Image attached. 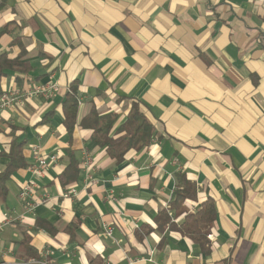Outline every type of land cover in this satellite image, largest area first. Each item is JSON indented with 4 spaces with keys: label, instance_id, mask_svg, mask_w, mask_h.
I'll return each mask as SVG.
<instances>
[{
    "label": "crops",
    "instance_id": "crops-1",
    "mask_svg": "<svg viewBox=\"0 0 264 264\" xmlns=\"http://www.w3.org/2000/svg\"><path fill=\"white\" fill-rule=\"evenodd\" d=\"M3 27L0 54L26 50L31 71L21 85L8 72L0 94L51 84L59 91L0 111V173L15 140L28 164L0 197L1 262L264 264V0H6ZM72 84L79 106L70 136L62 105ZM135 102L154 139L117 164L79 124L95 106L118 115L115 133ZM70 146L80 173L64 187ZM36 149L48 167L33 202L47 196L26 212L19 193L33 179ZM179 173L197 186L190 212L215 202L209 254L157 229ZM70 188L75 195L64 197ZM143 227L153 231L141 238Z\"/></svg>",
    "mask_w": 264,
    "mask_h": 264
},
{
    "label": "trees",
    "instance_id": "trees-1",
    "mask_svg": "<svg viewBox=\"0 0 264 264\" xmlns=\"http://www.w3.org/2000/svg\"><path fill=\"white\" fill-rule=\"evenodd\" d=\"M6 4V0H0V10ZM8 31L7 27L0 28V38ZM19 43V41H15ZM26 54L23 51L15 58L9 57L6 53L0 54V83L7 73L12 71L15 74V80L18 85L23 84L28 79L31 67L29 64L22 62V56ZM72 93L65 97L62 105L63 124L72 136L77 124V112L79 101L77 99V88L73 84ZM140 104L135 102L129 111L126 120L118 127L115 133L112 132L113 127L117 123L118 115L115 113L101 114L98 109L93 106L89 113L80 122L79 127L83 130L91 132L90 139L115 163H122L130 152H139L144 147L151 144L154 139L155 128L145 117L140 109ZM24 143L13 141L9 154V163L6 169L0 173V197L6 198L8 194L7 182L18 169L28 167L23 156ZM69 163L59 175L62 186H71L74 184L80 173V163L75 156V151L71 146L66 149ZM176 197L171 207L167 211H163L156 219L157 229L164 231L169 229L177 232L182 237L189 239L194 244H199L205 254L211 251V243L209 236L212 233L214 222L216 219V207L213 199L205 201L200 209L196 212H190L187 202L192 201L197 196L196 184L188 179L186 174L179 173L176 176ZM184 217V220L177 224L175 218ZM153 231L151 227H143L137 232L142 238L149 235Z\"/></svg>",
    "mask_w": 264,
    "mask_h": 264
},
{
    "label": "built area",
    "instance_id": "built-area-1",
    "mask_svg": "<svg viewBox=\"0 0 264 264\" xmlns=\"http://www.w3.org/2000/svg\"><path fill=\"white\" fill-rule=\"evenodd\" d=\"M58 86L56 84L46 85V86H35L29 89H26L24 92H19L18 90L5 91L0 94V111L11 109L14 106L20 104L25 99H32L35 97H51L53 94L58 92ZM36 163L30 167V171L33 174V179L28 181L22 187L19 193V200L25 203L26 212H32L47 195H43L40 202H33V198L36 190L39 188L37 180L42 178L45 170L48 167L47 158L43 157L40 154V149H36ZM51 162L57 160V156L53 155L50 158ZM84 167L89 170L91 168V160L89 156H86L83 161ZM75 195V190L70 188L64 194V197H72ZM107 200L115 201L112 195L107 197ZM3 225H0V231ZM114 228L112 226H106L104 229V235L111 237L113 235ZM35 260H33L34 262ZM0 264H5L0 261Z\"/></svg>",
    "mask_w": 264,
    "mask_h": 264
}]
</instances>
